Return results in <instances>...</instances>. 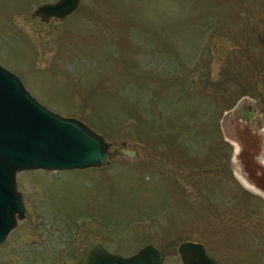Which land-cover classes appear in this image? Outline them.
Masks as SVG:
<instances>
[{
	"label": "rangeland",
	"instance_id": "374dc122",
	"mask_svg": "<svg viewBox=\"0 0 264 264\" xmlns=\"http://www.w3.org/2000/svg\"><path fill=\"white\" fill-rule=\"evenodd\" d=\"M56 1L0 0V65L48 110L143 148L99 169L18 172L29 215L0 246V264H77L90 237L123 257L155 245L162 264H180V243L218 253L223 229L229 259L264 264L262 200L219 174L228 163L218 132L232 109L264 118V0H79L63 20L33 16ZM185 147L201 168L193 199L175 174H158V151L180 157ZM212 183L210 200L200 189Z\"/></svg>",
	"mask_w": 264,
	"mask_h": 264
},
{
	"label": "water",
	"instance_id": "95a60500",
	"mask_svg": "<svg viewBox=\"0 0 264 264\" xmlns=\"http://www.w3.org/2000/svg\"><path fill=\"white\" fill-rule=\"evenodd\" d=\"M78 2L58 0L38 7L34 16L44 23L52 18L63 20ZM242 115L236 109L224 114L220 129L233 147L234 176L264 199V119ZM140 148L107 143L81 121L51 112L30 95L15 74L0 65V246L17 221L29 215L17 190L18 172L100 168L118 156L135 159ZM177 252L181 264H218L199 243L184 242ZM77 254V264H162L164 258L154 245L122 257L109 252L97 237L84 240Z\"/></svg>",
	"mask_w": 264,
	"mask_h": 264
},
{
	"label": "flooded vegetation",
	"instance_id": "af4514ba",
	"mask_svg": "<svg viewBox=\"0 0 264 264\" xmlns=\"http://www.w3.org/2000/svg\"><path fill=\"white\" fill-rule=\"evenodd\" d=\"M248 114L250 115L251 113H248ZM242 117L245 118V119L249 118L247 116V114H245V115L243 114ZM142 148H143V146H142ZM169 152L170 151L166 150V149L165 150L161 149L160 151H158L159 155H158V157L156 159L157 163L160 165V170L158 171L159 172L158 174L159 175L163 174L162 168L167 169L168 170L167 173H169V175L170 174H173V175L175 174L176 178L174 179V183L177 185V190L179 192H181V194L184 196V198H187V199L192 198L193 199V197H194V194H193V188L194 187L193 186H194V178H195V175H196L195 174V169H198L197 171H199V169H201V168H198V166H197V168H195V162H193L194 159H195L194 158V153L191 152V150H189V148L187 149L186 147L184 149L183 154L179 155L180 157H178L177 154H175L173 157H171L170 156L171 153H169ZM175 156H176V160H173V159H175ZM142 157H147V156H146V154L145 155L142 154ZM204 166H205V164H204ZM226 172H228L226 165L224 163H220V165H219V174H222V177H224V174ZM230 174H231L230 176L233 177L232 180L235 182V184H237L238 182L234 178L233 173L231 171H230ZM181 181H185L187 188L186 187L184 188V186L180 185ZM204 181H205V179H204ZM207 185L208 184H205L206 187L204 189H200V192L203 193V197H205V198L211 197L212 192L210 190H212L214 188L213 183L208 185V186ZM256 197H259V196H256ZM259 198L262 200L261 201L259 199L261 201V203L263 204V206H264V200L261 197H259ZM208 199L211 200V198H208ZM217 205H218V203H217ZM217 205H215V206H217ZM222 209H224V208H222ZM221 214L222 213H220V216H221ZM246 215H249V214H246ZM204 216L206 218H209L206 215H204ZM242 216H243L242 214L239 215L238 216V218H239L238 220L245 219V217H242ZM236 221L237 220H235L234 224H236ZM231 226L233 227L234 225L231 224ZM219 234H220V239L218 241L222 245V248H221V250H217L218 253L213 251L214 249H212V251H213L212 252L205 245H203V244L202 245L204 246L207 254L210 257L214 258L218 262V264H232V262L235 264L237 261H239L240 256H237V257H234V258L230 257V259H229V255H228V254L231 253V250H232V248H231V246L229 244V242H232L231 241L232 239H230L232 237H230L228 235V233H227V231L225 229H223L221 233L219 232ZM84 240L85 239H83L82 242ZM185 242H188V241H185ZM189 242H192V241H189ZM192 243H198V242H192ZM243 249H244V251H247V254L255 251V249L250 248L248 246L244 247ZM227 250H228V252H227ZM209 252H210V254H209ZM211 254L214 255V256H212ZM252 254H254L256 258L258 257L256 255V252H254Z\"/></svg>",
	"mask_w": 264,
	"mask_h": 264
},
{
	"label": "trees",
	"instance_id": "16d2710c",
	"mask_svg": "<svg viewBox=\"0 0 264 264\" xmlns=\"http://www.w3.org/2000/svg\"><path fill=\"white\" fill-rule=\"evenodd\" d=\"M218 132H219V136H222L219 127H218ZM219 141H221V143L224 145L225 152H226L225 158L227 159V163H228L227 166H228L229 162H230L231 155H232V146L228 142L224 141L223 137H220ZM227 171L230 172V169L228 167H227Z\"/></svg>",
	"mask_w": 264,
	"mask_h": 264
}]
</instances>
